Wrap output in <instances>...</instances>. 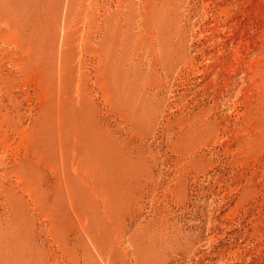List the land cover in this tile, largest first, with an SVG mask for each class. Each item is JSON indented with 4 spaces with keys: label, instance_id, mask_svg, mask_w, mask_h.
I'll list each match as a JSON object with an SVG mask.
<instances>
[{
    "label": "rangeland",
    "instance_id": "1",
    "mask_svg": "<svg viewBox=\"0 0 264 264\" xmlns=\"http://www.w3.org/2000/svg\"><path fill=\"white\" fill-rule=\"evenodd\" d=\"M0 264H264V0H0Z\"/></svg>",
    "mask_w": 264,
    "mask_h": 264
}]
</instances>
